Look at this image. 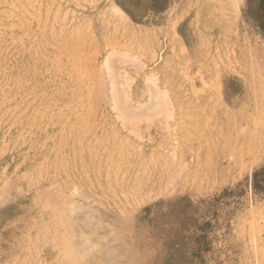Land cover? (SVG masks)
<instances>
[{
  "label": "rangeland",
  "instance_id": "374dc122",
  "mask_svg": "<svg viewBox=\"0 0 264 264\" xmlns=\"http://www.w3.org/2000/svg\"><path fill=\"white\" fill-rule=\"evenodd\" d=\"M256 2L0 0V264H264Z\"/></svg>",
  "mask_w": 264,
  "mask_h": 264
},
{
  "label": "trees",
  "instance_id": "16d2710c",
  "mask_svg": "<svg viewBox=\"0 0 264 264\" xmlns=\"http://www.w3.org/2000/svg\"><path fill=\"white\" fill-rule=\"evenodd\" d=\"M255 14L257 26L264 33V0H257L255 3ZM257 175L258 172L255 173L254 177ZM255 187L259 190H264V186L259 185L258 181H255Z\"/></svg>",
  "mask_w": 264,
  "mask_h": 264
},
{
  "label": "bare ground",
  "instance_id": "6f19581e",
  "mask_svg": "<svg viewBox=\"0 0 264 264\" xmlns=\"http://www.w3.org/2000/svg\"><path fill=\"white\" fill-rule=\"evenodd\" d=\"M175 105V104H174Z\"/></svg>",
  "mask_w": 264,
  "mask_h": 264
}]
</instances>
